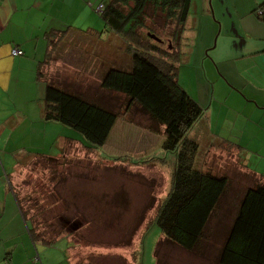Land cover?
<instances>
[{
    "label": "rangeland",
    "instance_id": "1",
    "mask_svg": "<svg viewBox=\"0 0 264 264\" xmlns=\"http://www.w3.org/2000/svg\"><path fill=\"white\" fill-rule=\"evenodd\" d=\"M194 1L197 0H191L189 13H194ZM102 3L95 0L88 5L81 17L75 16L74 20L77 21L71 22L70 27L67 25L72 36L65 38L73 39L75 31L80 28L84 32L97 30L100 36L103 35L98 41L101 47L106 48L103 49L104 53L81 54L77 65H67L66 61L74 62L77 54L65 53L64 50L56 52L55 48L64 34L54 33L51 39L52 50L41 67V74L46 80L71 93L112 106L118 114L116 125L106 143L94 149L85 148L81 144L84 142L83 137L70 126L57 121H51L48 128L42 126L39 139L35 138L34 146L28 150L34 155H41V158L33 163L28 162L24 170L14 174L10 180V190L16 194L24 218L28 219L29 224L32 220L36 235L42 232L43 236L54 237L60 234L58 231L63 232L57 238L66 237L70 240L69 243L73 246L70 255L75 264H128L133 249L128 247L131 244L138 251L137 264H156L154 252L163 236L157 224L152 221V214L157 204L167 195L165 188H170V172L174 168L175 154L162 147V126L157 133L150 131L146 127L151 122L139 107L134 105L128 109L121 108L117 105L122 102L121 96L100 87L104 72L116 66L126 71L131 69L134 51H141V48L132 43L127 45L123 36L118 33L115 35L109 25L104 24L105 21L99 14ZM142 17V25L145 24L148 28L145 25L136 28V36L138 34L149 40L145 33L150 30L164 40L158 45L163 51L173 50L175 41L170 45L172 48H166L171 44L168 40L172 26L162 25V15L158 13L154 16L149 5ZM189 32L190 34L186 30L181 34L184 37L182 54L179 62L177 60L174 64L179 65L177 76L180 86L189 96L195 95L205 105L207 91L200 96L197 90L199 83L203 84L205 79L202 76L197 78V74L192 72L194 58L189 51L194 39L193 32ZM132 36L138 43L136 36ZM85 38L81 40L83 45L96 46L95 34ZM151 40L153 44L156 42ZM73 45H76V41ZM158 52L164 53L160 50ZM44 88L46 94L47 83ZM0 104L7 105L6 102ZM9 109H13L11 105ZM18 131L14 133L16 139L23 141L22 128ZM62 138H69L74 142L62 144ZM218 140L224 143L222 139ZM12 147L13 142L9 148ZM118 157L123 160H116ZM151 173L153 176L149 175ZM225 198L228 199L222 204L223 209H218L212 216L210 224H207L209 229L206 238L196 247V251H185L170 242L163 243L159 249L162 259L159 260V256V262L216 264L213 260L232 218V213H225L230 212L232 204L231 197H227V189ZM59 215L60 221L57 218ZM45 219L52 222L47 233L39 224ZM58 244L64 253L68 243L62 240ZM113 247L116 248L114 256L100 254L103 251L110 253L106 249Z\"/></svg>",
    "mask_w": 264,
    "mask_h": 264
},
{
    "label": "crops",
    "instance_id": "2",
    "mask_svg": "<svg viewBox=\"0 0 264 264\" xmlns=\"http://www.w3.org/2000/svg\"><path fill=\"white\" fill-rule=\"evenodd\" d=\"M94 1L0 0V102L7 103L0 104V264H75L70 255L73 246L66 237L51 245L30 237L10 180L28 162L41 158L28 150L35 138L39 139L42 126L48 128L54 121L45 119L44 86L48 81L41 74L52 50L53 34H64L56 52L77 54L74 62L66 61L67 65H77L81 54L106 50L98 41L103 35L97 30L84 32L80 28L73 39L65 38L72 36L67 25L77 21L74 17H81ZM261 6L264 0H197L194 13L188 14L182 28L188 34L193 32L189 51L194 58L192 72L205 79L199 83L198 93L202 96L207 91L205 105L195 95L190 96L203 109L188 133L198 144L194 165L226 177L227 197L232 203L245 189L264 184V20L257 16ZM92 33L96 46L83 45L81 40ZM183 42L182 36L180 49ZM15 48L22 50V55H13ZM19 128L23 141L14 134ZM12 142L14 147L9 148ZM60 142L74 141L62 138ZM62 240L68 243L64 253L58 244ZM128 247L133 249L127 263L137 264L138 251L134 244ZM115 250L100 254L114 256Z\"/></svg>",
    "mask_w": 264,
    "mask_h": 264
},
{
    "label": "trees",
    "instance_id": "3",
    "mask_svg": "<svg viewBox=\"0 0 264 264\" xmlns=\"http://www.w3.org/2000/svg\"><path fill=\"white\" fill-rule=\"evenodd\" d=\"M149 5L154 16L158 13L162 15L164 27L172 26L168 40L171 44L166 48H172L170 45L175 41L173 50L163 51L158 45L164 40L150 30L145 33L149 40L138 34L136 36V28L145 25H142V16ZM190 5L191 0H103L99 7L105 25H109L115 34L123 36L127 45L132 43L141 48L132 55L131 69L109 68L102 76L100 87L121 96L122 102L117 104L121 108L139 107L151 122L146 127L150 131L157 133L162 126V147L175 154L170 188L152 214V221L163 236L154 252L156 264H163L159 262L162 260L159 249L163 243L170 242L185 251H196L206 238L207 224L226 202L227 178L194 165L198 144L188 137V133L201 117L203 109L180 86L177 76L179 65L174 64L177 60L179 62L182 54L181 34ZM259 8L264 11V6ZM257 16L264 20V13ZM144 27L148 28L147 25ZM149 34L156 35L159 40ZM132 35L136 36L138 43ZM151 39L156 42L153 44ZM47 81L45 119L78 131L84 140L81 144L87 149L102 147L118 117L114 108ZM225 213H232V218L213 261L216 264H264V184L257 183L245 189L231 204L230 212ZM57 218H61L60 215ZM25 221L30 237L44 244H53L63 233L58 231L60 234L54 237L43 236L42 232L36 235L32 220L30 224L28 219ZM39 224L47 233L52 222L45 219Z\"/></svg>",
    "mask_w": 264,
    "mask_h": 264
},
{
    "label": "built area",
    "instance_id": "4",
    "mask_svg": "<svg viewBox=\"0 0 264 264\" xmlns=\"http://www.w3.org/2000/svg\"><path fill=\"white\" fill-rule=\"evenodd\" d=\"M264 13V11L263 10H260L259 11V14H263ZM22 50H20L19 48H15L13 51H12V54L13 55H22Z\"/></svg>",
    "mask_w": 264,
    "mask_h": 264
},
{
    "label": "water",
    "instance_id": "5",
    "mask_svg": "<svg viewBox=\"0 0 264 264\" xmlns=\"http://www.w3.org/2000/svg\"><path fill=\"white\" fill-rule=\"evenodd\" d=\"M149 35H150L151 38H154L156 40H159V38H157L156 35H154V34H149Z\"/></svg>",
    "mask_w": 264,
    "mask_h": 264
}]
</instances>
